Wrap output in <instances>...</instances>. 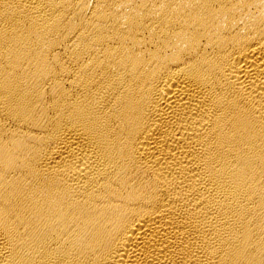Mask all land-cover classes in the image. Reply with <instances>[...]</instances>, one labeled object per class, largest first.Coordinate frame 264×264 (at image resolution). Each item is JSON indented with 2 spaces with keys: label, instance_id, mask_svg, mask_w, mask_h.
Listing matches in <instances>:
<instances>
[{
  "label": "bare ground",
  "instance_id": "1",
  "mask_svg": "<svg viewBox=\"0 0 264 264\" xmlns=\"http://www.w3.org/2000/svg\"><path fill=\"white\" fill-rule=\"evenodd\" d=\"M0 264H264V0H0Z\"/></svg>",
  "mask_w": 264,
  "mask_h": 264
}]
</instances>
